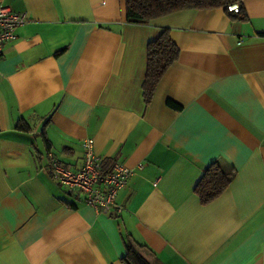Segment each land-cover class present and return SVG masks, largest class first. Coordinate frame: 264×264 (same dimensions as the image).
I'll return each mask as SVG.
<instances>
[{"label":"crops","instance_id":"1","mask_svg":"<svg viewBox=\"0 0 264 264\" xmlns=\"http://www.w3.org/2000/svg\"><path fill=\"white\" fill-rule=\"evenodd\" d=\"M0 4L26 16L0 54V264H123L126 234L155 264H264V0H242L245 21L205 8L146 24L123 0ZM162 28L179 57L146 104ZM86 138L134 170L119 214L49 171V154L80 167ZM215 161L235 175L202 205L194 187Z\"/></svg>","mask_w":264,"mask_h":264},{"label":"trees","instance_id":"2","mask_svg":"<svg viewBox=\"0 0 264 264\" xmlns=\"http://www.w3.org/2000/svg\"><path fill=\"white\" fill-rule=\"evenodd\" d=\"M125 19L131 23L146 24L154 19L186 9L223 8L232 19L247 20L242 0H123ZM239 2L238 12L228 11L227 6ZM179 57V47L171 38L168 28H162L158 36L147 43L146 69L142 81V98L150 103L154 90L164 72ZM168 105L179 109L171 100ZM18 127H21L19 124ZM25 128H28L27 126ZM235 169L219 162L210 163L194 187V193L200 203L206 204L218 197L231 183ZM123 264H155L152 250L133 240L130 235L124 237Z\"/></svg>","mask_w":264,"mask_h":264},{"label":"built area","instance_id":"3","mask_svg":"<svg viewBox=\"0 0 264 264\" xmlns=\"http://www.w3.org/2000/svg\"><path fill=\"white\" fill-rule=\"evenodd\" d=\"M227 9L238 12L240 3H231ZM25 21V14L14 12L8 5L0 4V54L4 44L17 38L16 29ZM82 147V164L77 169L59 163L49 154L48 168L51 175L62 187L81 194L84 201L96 212L121 213L123 207L117 203V195L134 170L120 162L105 166L102 157L95 153L92 138L84 139Z\"/></svg>","mask_w":264,"mask_h":264}]
</instances>
